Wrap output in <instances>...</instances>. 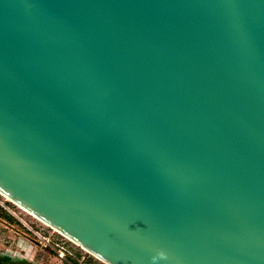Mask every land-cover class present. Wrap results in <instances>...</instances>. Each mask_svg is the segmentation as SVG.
<instances>
[{"label":"water","instance_id":"95a60500","mask_svg":"<svg viewBox=\"0 0 264 264\" xmlns=\"http://www.w3.org/2000/svg\"><path fill=\"white\" fill-rule=\"evenodd\" d=\"M0 193L104 264H264V0H0Z\"/></svg>","mask_w":264,"mask_h":264},{"label":"rangeland","instance_id":"374dc122","mask_svg":"<svg viewBox=\"0 0 264 264\" xmlns=\"http://www.w3.org/2000/svg\"><path fill=\"white\" fill-rule=\"evenodd\" d=\"M0 264L104 263L0 194Z\"/></svg>","mask_w":264,"mask_h":264},{"label":"bare ground","instance_id":"6f19581e","mask_svg":"<svg viewBox=\"0 0 264 264\" xmlns=\"http://www.w3.org/2000/svg\"><path fill=\"white\" fill-rule=\"evenodd\" d=\"M1 194V193H0ZM2 195V194H1ZM6 200L10 201L11 203H14L13 201H11L10 199H8L7 197H5L4 195H2ZM16 206H18L16 203H14ZM19 208H21L20 206H18ZM22 209V208H21ZM24 210V209H23ZM25 211V210H24ZM27 212V211H26ZM28 213V212H27ZM30 214V213H28ZM31 215V214H30ZM33 216V215H32ZM35 217V216H34ZM36 218V217H35ZM37 220H39L38 218H36ZM41 221V220H39ZM42 223H44L43 221H41ZM46 226H48L46 223H44ZM49 227V226H48ZM58 233V232H57ZM83 249V248H81ZM84 251H86L85 249H83ZM87 253H89L88 251H86ZM90 254V253H89ZM93 256V255H92ZM98 259V258H97Z\"/></svg>","mask_w":264,"mask_h":264},{"label":"trees","instance_id":"16d2710c","mask_svg":"<svg viewBox=\"0 0 264 264\" xmlns=\"http://www.w3.org/2000/svg\"><path fill=\"white\" fill-rule=\"evenodd\" d=\"M6 260H8V259H6Z\"/></svg>","mask_w":264,"mask_h":264}]
</instances>
